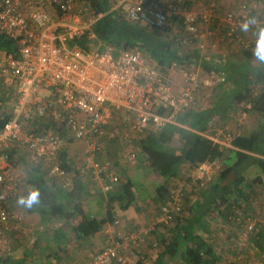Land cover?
Listing matches in <instances>:
<instances>
[{"label":"built area","instance_id":"2783aa9c","mask_svg":"<svg viewBox=\"0 0 264 264\" xmlns=\"http://www.w3.org/2000/svg\"><path fill=\"white\" fill-rule=\"evenodd\" d=\"M82 1L0 0V34L14 41L17 49L16 55L0 51V85L11 92L5 104L0 102V107L8 105L10 109V118L0 130V254L11 251V234L25 230L22 216L10 207L19 197L23 181L11 174L9 152L22 155L29 164L43 163L48 177L70 190L73 175L61 167L60 155L72 138L83 145L81 174L108 192L120 181L118 167L100 157L102 141L115 138L116 131L109 126L113 114L124 117L120 158L125 166L133 167L139 160L135 141L145 131L158 133L174 124L177 114L199 106L200 89L214 96L224 81L214 70L201 72L195 63L172 65L170 71L179 69L183 77L182 85L175 87L169 75L161 74L139 52L103 43L93 31L103 14L97 15ZM109 1L120 17L151 29L162 30L174 19L181 20L185 45L208 34L217 36L213 31L201 33V24L210 30L217 21L213 4L195 15L161 0ZM251 20L255 21L248 24L251 27L262 23L258 16ZM224 24L229 37L237 35L244 25L232 13L225 16ZM236 41L244 50L251 48L243 37ZM240 115L237 122L242 125L247 114ZM211 139L220 144L219 137ZM218 164L206 163L191 170L188 182L171 189L158 223L170 224L182 212L185 191L193 185L204 189ZM235 213L233 219L238 222L242 211ZM243 228L238 237L240 249L246 246L256 222L244 218ZM135 241L133 234L125 236L122 245L111 238L88 264H131L121 248L128 250Z\"/></svg>","mask_w":264,"mask_h":264},{"label":"trees","instance_id":"16d2710c","mask_svg":"<svg viewBox=\"0 0 264 264\" xmlns=\"http://www.w3.org/2000/svg\"><path fill=\"white\" fill-rule=\"evenodd\" d=\"M258 1L264 4V0ZM82 2H86L97 15L103 14L93 27L94 33L103 43L114 48L139 52L149 62L152 61L151 64L161 74L168 76L172 65L185 67L192 63L199 64L200 52L193 47V44H183L185 27L181 20L174 19L170 27L162 30L151 29L120 17L117 11H112L113 3L109 0ZM255 16L258 15L251 13L248 19L251 20ZM259 18L262 21L260 26L264 25V19ZM218 24L217 21L216 26ZM226 28L225 25L223 30L226 32L224 34L218 32V36L224 37L228 32ZM241 35L238 32L230 38L237 42L236 39L242 37ZM84 43L85 41L81 42L82 47ZM0 51L17 54L14 41L3 34H0ZM242 54L246 64L231 66L230 68L233 69L230 70L229 66L220 68L202 64L204 71L214 70L220 75H225L220 88L226 87L228 90L217 100L215 107L207 110L190 109L179 113L174 118V124H168L158 133L147 130L135 141L138 153L145 159L152 175L163 178L166 183L156 190V195L152 199L154 205L159 208L164 205L173 181L188 182L189 171L206 163L220 164L217 176L204 189L193 185L191 189L185 191L182 212L176 215L170 224L158 223L145 236V242L151 243L148 251L156 255L155 264H252L251 244H259V250L264 256V228L257 227V224L246 246L238 248V237L244 232V218L255 221L252 212L250 214L248 210L246 211L245 206L250 211L252 208L253 217L264 213V200H256L261 194L258 191L259 187H264V60L257 57L256 65L252 66L251 48L242 49ZM10 96L11 92L0 85V102L5 104ZM247 104L251 105L250 109L246 108ZM244 105L245 108L242 107ZM7 106L0 107V130L10 118V109ZM237 107L244 108L247 115H255L256 118L263 120L256 133H245L244 129H241L240 134H233L230 140L233 149L225 155V147L214 142L210 137L215 135L213 126L223 129L230 123ZM69 141L72 142V139ZM9 154L11 164L17 161L27 168L28 177L25 185L28 187V194L33 191L38 192V202L28 207L29 212H38L42 217L49 216V219L65 220L72 219L75 212L79 214L81 204H74L73 201H68L66 204L62 202L64 199L61 197L60 186L57 185V181L48 177L43 163L29 164L24 157H13L15 151ZM101 156L103 155L100 154ZM60 163L61 167L70 173L71 163L68 161L67 148L60 155ZM112 164L118 166L114 162ZM80 174L73 175L72 189L79 187ZM137 188L136 183L124 174L119 183L106 192L103 198L105 203L103 217L89 219L80 212L81 221L74 226L69 225L64 228V232H71L77 238L88 237L101 232L107 225H114L121 213L131 209L139 212ZM73 204L75 206L72 210H66L67 206ZM238 209L242 210V219L237 222L233 218ZM215 217L224 218L230 224L239 227L241 231L235 239V248L241 250L240 253L237 251L238 253L234 255V252L230 251L232 246H229L231 236L228 235V225L220 228L223 233L221 234L226 237L225 240H229L228 244L225 243L228 246L219 247L220 243H210L204 237V234H208L210 222ZM226 226L228 227L225 228ZM55 233L63 237L62 230H57ZM21 234L23 232L18 235ZM55 244L56 249L65 251L66 243L61 244L59 241ZM133 247L134 245L130 249L134 251ZM13 250L14 247L11 251L0 254V264H24V261L13 258ZM121 253L124 255L122 251ZM150 256L152 258L151 253ZM144 260L139 261L138 264H146Z\"/></svg>","mask_w":264,"mask_h":264},{"label":"crops","instance_id":"0c3cea01","mask_svg":"<svg viewBox=\"0 0 264 264\" xmlns=\"http://www.w3.org/2000/svg\"><path fill=\"white\" fill-rule=\"evenodd\" d=\"M201 26L203 25L201 24ZM223 29L225 28L223 26H220L219 24L217 26L215 24L210 28V30L213 31L217 35V37H219L217 34L218 32L220 34H224L226 32V30ZM244 34L245 33L242 32L243 36H245ZM207 36L209 37V34ZM208 37L207 39H203V42H201L199 47H194L200 52L201 60L199 61L198 67L199 69H201V72H207L203 70L202 64H205L208 67L218 66L220 68H226V66H229V70L233 69L230 68L231 66L237 67L246 64V59L243 56L242 51H237L235 47L237 43L232 41L227 34L224 37L220 36L221 38L226 37V45H223L221 49H219L218 41H215L214 37L211 36L209 37V39ZM204 47H207V49H204ZM251 51L253 57L250 60V64L254 66L257 63L255 47H251ZM169 76L175 87H180L182 85L183 77L179 69L175 71L169 70ZM222 76L224 77L225 75L222 74ZM227 90L228 88L226 87L220 88L218 94L216 95V97H214V99L213 95H211L212 97H204L203 99L201 98V103L195 109L207 110L215 107L214 104L217 103V101H212V99H220L221 96H224ZM236 109L237 110H235L234 117H232L230 123L227 124V126H225L223 129H218L217 127L213 126L215 135L213 137H210L220 138V144L226 149L224 152L225 155H228L233 149L230 146V140L233 134H235L237 131L240 132L241 129H244L245 133H256V131L260 128V123L263 120L256 118L255 115L248 114L244 123L242 125H239L236 115L238 113L241 114V112L246 113V111L242 107H237ZM108 130L110 129L108 128ZM228 135L230 138L228 137ZM77 144H79L83 148V145L81 143ZM74 156L72 157L70 154L68 155V161L71 163L70 173H72V175H75V173H81V163L76 165L74 162ZM13 157L21 158L23 156L15 152V155ZM126 170L127 168L121 167V171L123 172L122 176L125 174V177L131 179V181H133L134 183H139L137 186L140 187L137 190L140 201L139 212L131 209L126 213H121L117 222L114 224L120 225L119 227L121 229L119 232L113 231L115 227L114 225H107L101 232L95 233L88 237L80 236L77 238L76 236L72 235L71 232H64V228L69 227V225L74 226L75 223L81 221L82 216H85L89 219H100L104 216L105 203L103 198L106 196V193L101 190L100 184L92 182L87 177H84L81 174V176L78 175V179L80 180V182L78 183L79 187H77V189L71 188L70 190H66L62 187L61 184L57 183L62 191L61 197H63L64 199L62 201L64 204H66L68 201H73L74 204H81L80 212H82V216L80 212L79 214L78 212H75V216H73L72 219L69 220H65L63 218L49 219V216L42 217L38 212H29L28 207H26L25 210L17 209L20 204L18 203V200L21 197L28 196V191H26L27 193H25V189L28 190V187L22 185V187L24 186L25 188L23 190H20L21 194L19 195V197L12 200L10 204L11 210L22 216L23 227L25 229L23 234L21 235H18L20 233H17V235H12V237H14V242L12 245V247H14V250L12 252L13 258L24 261V264H88L91 256L99 253L103 248H105L111 238L112 240L118 241V243L122 245L124 237L129 234H133L136 237V241L134 242L135 244L133 247L134 251L130 249L133 245L128 250L121 248L128 262L131 264H138L139 261L145 259L144 262L146 264H155L154 262L156 261V255L154 252L150 250L148 251V246L151 245V243L148 244L147 242H145L146 234L142 229L145 225L154 224L155 222L159 221L161 216V208L154 205L152 199L155 197V195L153 196L152 193L153 190H155L156 194V190L166 183L163 178L158 177L157 175H152L148 167L141 170L140 167L137 166L134 171L127 173L125 172ZM136 173L146 180V184L143 185V183H141L138 178L134 179V175H136ZM258 191L259 193H261L259 194L260 198H262L261 200H264V187H259ZM193 202H195V199H193ZM74 204L73 206H67L66 210H72L75 206ZM251 212L252 218H255L257 227L264 228V213H261L257 217H253L254 211L252 210V208ZM224 225H228L229 229H231L228 232V235L231 236L230 239H232L233 237V242L235 243V239H237V237L240 235L239 231L241 230L238 226L232 223L230 224L224 218L215 217L213 221L210 222V225L208 227V234H204V237L210 243H220L219 247L226 246L229 243V240H225L226 237L222 235L223 233L222 231H220V228H222ZM228 226H226L225 228H227ZM57 230L63 231V237L55 233V231ZM117 236H120L119 239H117ZM59 241L61 242V244L66 243L65 251L56 249V246H54V244ZM225 243L227 244L225 245ZM234 243L231 244L230 242L229 246H232V249H230V251H233L235 255L238 252L235 248ZM250 247L252 264H263L262 258L264 256L262 255L261 250H259V244H251ZM150 253L152 254V258L150 256Z\"/></svg>","mask_w":264,"mask_h":264},{"label":"rangeland","instance_id":"374dc122","mask_svg":"<svg viewBox=\"0 0 264 264\" xmlns=\"http://www.w3.org/2000/svg\"><path fill=\"white\" fill-rule=\"evenodd\" d=\"M162 1H164L166 3H176L182 7L187 8L188 11H190L191 13H193L195 15H200L202 12H204L206 10V8L208 6L213 4L214 8L216 10L217 21L219 22V25L223 26L224 28H225L224 18L229 13H232L235 16H237L238 18L242 19L243 24H245L246 21H249L248 15L251 13H255L256 15H258L259 17L264 19V4L262 1H258V0H162ZM244 18H246V19H244ZM216 22H215V24H216ZM256 30H257V27H251L250 25L247 26V30H240V34H242V32L245 33L244 34L245 36L241 35L243 37V39L250 42L251 47L253 46V47H255V49L257 47ZM208 31H211V30H209L205 26V24H203V26H201V33H205ZM207 37L198 39L196 42H194L193 47H195V46L199 47L201 42H203V39H207ZM209 37H211V36H209ZM209 37H208V39H209ZM214 38H215V41H218L219 49H221L223 47V45H226V42H225L226 37L221 38L220 36L219 37L216 36ZM235 43H237V42H235ZM235 47H236L237 51H242V47L240 44L237 43L235 45ZM204 49H207V47L206 48L204 47ZM151 62L152 61H150V64H151ZM151 65L153 66V64H151ZM199 93L201 94L200 98H202V99L204 97H212L211 96L212 93L207 92L204 88L200 89ZM216 93L218 94V91ZM217 94H215L213 96V99H214V97H216ZM213 99H212V101L218 100L217 98H215V100H213ZM240 116H241L240 114H237L236 118L240 119ZM122 121H124L123 116H121L119 114H113L112 118L110 119L109 126L113 127L114 128L113 130L116 131L115 132L116 134H114L115 138L112 141H108V140L102 141V147H103L102 160H107V161H110L112 163L113 162L116 163L118 165L117 166L118 171L120 172L119 173L120 178L122 177V173H123L121 171V167L127 168V170L125 171L126 173L134 171L137 166H139L141 170L145 169L147 167L145 159L142 158L139 153H138L139 154V157H138L139 160L135 166L127 167L122 163L121 158H120V152L122 150V139L120 138V135L122 133V131H121ZM67 153H68V155L70 154L72 157L75 155L74 156V159H75L74 162L76 165L81 163L82 153H83L82 146H80L77 143H74L73 141L72 142L68 141ZM219 167H220V164L217 165V168L215 167L213 169V171H212L213 174H212L211 180L217 176V174L219 172L218 171ZM27 173H28L27 168L24 165L18 163L17 161H15L14 164H11V174L14 176L20 177L23 181L24 186H26L25 183H26V179L28 177ZM136 178H138L140 180V182L143 183V185L146 184V180L144 178H142L141 176H139V174H137V173H136V175H134V179H136ZM154 182H155V180H154ZM182 182L183 181H173L170 184V190L175 189L178 186V184H181ZM138 184L139 183H136L137 186H138ZM24 186L22 187L21 190H23L25 188ZM139 188L140 187H138L137 189H139ZM26 191H28V190L25 189V193H27ZM152 195L153 196L156 195L155 190H153ZM261 199L262 198H258V199L256 198V200H258V201ZM17 209L25 210L26 207L22 204H19ZM245 209H246V206H245ZM247 210L251 214V211L248 209V207H247L246 211ZM18 212H21V211H18ZM156 224H158V222H155L154 224L145 225L142 230L143 231L147 230V232L149 233L151 231V229H153L155 227ZM114 226L116 228L114 227L113 231L119 232L121 229L119 227L120 225H114ZM230 230L231 229H228L227 231L229 232ZM119 237L120 236H117V239H119ZM230 242H231V244L234 243L233 237L230 240ZM234 245H236V243H234ZM237 251H239V253L241 252V250H239V249ZM255 261H256V259H255ZM262 262L264 264V257L262 258Z\"/></svg>","mask_w":264,"mask_h":264},{"label":"clouds","instance_id":"9594fccd","mask_svg":"<svg viewBox=\"0 0 264 264\" xmlns=\"http://www.w3.org/2000/svg\"><path fill=\"white\" fill-rule=\"evenodd\" d=\"M249 23H255L254 20L246 21L242 26V30H247V26ZM256 39H257V47L255 49V55L261 60H264V25L260 26L256 30ZM38 192H30L27 197H21L18 200V203L24 205L25 207H31L33 204L37 203L38 200Z\"/></svg>","mask_w":264,"mask_h":264}]
</instances>
